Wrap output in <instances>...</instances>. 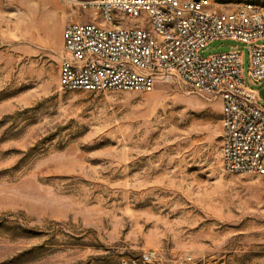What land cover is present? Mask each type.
<instances>
[{"label": "rangeland", "instance_id": "rangeland-1", "mask_svg": "<svg viewBox=\"0 0 264 264\" xmlns=\"http://www.w3.org/2000/svg\"><path fill=\"white\" fill-rule=\"evenodd\" d=\"M83 0H0V264H119L169 248L264 264V175L227 173L220 101L185 83L63 91L61 31ZM245 1L209 0L231 10ZM249 45L210 41L207 57Z\"/></svg>", "mask_w": 264, "mask_h": 264}, {"label": "built area", "instance_id": "built-area-1", "mask_svg": "<svg viewBox=\"0 0 264 264\" xmlns=\"http://www.w3.org/2000/svg\"><path fill=\"white\" fill-rule=\"evenodd\" d=\"M90 21L61 31L57 84L63 91L149 92L177 81L220 101V159L227 173L264 175V108L247 86L242 53L199 57L210 41L249 45L248 77L264 79V5L227 12L209 0H83ZM119 264H225L169 248L142 249Z\"/></svg>", "mask_w": 264, "mask_h": 264}, {"label": "crops", "instance_id": "crops-1", "mask_svg": "<svg viewBox=\"0 0 264 264\" xmlns=\"http://www.w3.org/2000/svg\"><path fill=\"white\" fill-rule=\"evenodd\" d=\"M237 8H239V7H235V8H233V9H231V10H223V11H227V12H230V11H233V10H236ZM264 82V79H262L261 81H259V83H263ZM256 91V90H255ZM257 92V91H256ZM259 94H258V92H257V96H258ZM258 102H259V96H258ZM263 108V107H262Z\"/></svg>", "mask_w": 264, "mask_h": 264}]
</instances>
